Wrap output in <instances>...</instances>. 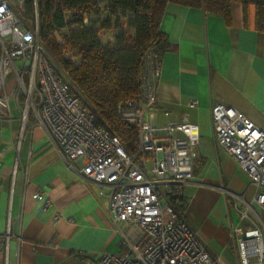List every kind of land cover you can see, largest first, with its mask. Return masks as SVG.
Masks as SVG:
<instances>
[{"label": "crops", "instance_id": "crops-1", "mask_svg": "<svg viewBox=\"0 0 264 264\" xmlns=\"http://www.w3.org/2000/svg\"><path fill=\"white\" fill-rule=\"evenodd\" d=\"M159 28L172 48L161 54L154 83L156 122L187 112L199 130V157L192 182L184 186L183 215L211 253L227 262L228 249L251 223L238 221L227 191L244 192L248 201L254 188L215 142L211 108L223 102L264 130V33L255 28L254 5L244 20L240 2L231 4L230 24L200 7L168 2ZM190 99L197 103L189 106ZM8 104L9 115L0 117V238L7 228L10 236L7 247L0 246V264H92L118 250L122 239L109 215V187L83 178L79 160L63 157L45 129L29 117L23 125L21 107L12 98ZM36 190L47 194L50 206L39 207L32 197ZM253 208L264 222V211ZM233 224L236 233L242 231L237 239L231 238Z\"/></svg>", "mask_w": 264, "mask_h": 264}, {"label": "built area", "instance_id": "built-area-1", "mask_svg": "<svg viewBox=\"0 0 264 264\" xmlns=\"http://www.w3.org/2000/svg\"><path fill=\"white\" fill-rule=\"evenodd\" d=\"M33 1L35 15L30 20L23 14V0H0V117L9 115L12 98L22 109L23 125L29 117L47 131L63 157L81 162L83 178L109 187L107 207L121 247L102 253L92 264H226L220 254L211 253L177 209L184 186L194 176L199 130L187 112L178 120L156 122L154 83L160 64L149 53L140 91L117 105L118 115L136 125V137L128 147L98 122L48 53L39 37L37 0ZM196 103V99L188 101L189 106ZM211 128L215 142L237 161L254 188L248 201L244 192L227 191L238 221L251 222L233 247L240 264H264V222L253 208L255 204L264 211V130L220 101L211 108ZM32 197L41 208L51 204L42 190ZM236 231L237 224L231 225V238ZM9 236L7 228L0 246L7 247Z\"/></svg>", "mask_w": 264, "mask_h": 264}, {"label": "trees", "instance_id": "trees-1", "mask_svg": "<svg viewBox=\"0 0 264 264\" xmlns=\"http://www.w3.org/2000/svg\"><path fill=\"white\" fill-rule=\"evenodd\" d=\"M110 9L125 17V29L104 38L100 28L85 23L87 11L98 0H37L39 37L57 66L63 69L75 89L87 101L100 124L130 146L136 125L122 119L117 105L140 91L143 67L151 53L160 64L161 54L172 48L160 28L168 2L200 7L231 23V4L240 2L244 20L249 4L255 7V28L264 33V0H106ZM23 14L34 19L33 0H23ZM87 19V18H86ZM101 28H110L109 19ZM103 30V29H102ZM106 41H103V40ZM72 53L67 56L66 53ZM76 57V59H73ZM183 213L184 197L177 204Z\"/></svg>", "mask_w": 264, "mask_h": 264}, {"label": "rangeland", "instance_id": "rangeland-1", "mask_svg": "<svg viewBox=\"0 0 264 264\" xmlns=\"http://www.w3.org/2000/svg\"><path fill=\"white\" fill-rule=\"evenodd\" d=\"M86 18L85 23L95 28H100L101 32H103L102 36L104 38H112L115 33L126 28L124 21L125 17L122 16L119 11L110 9L106 0H98V6L94 9H90L89 11H87ZM105 19H109L110 28H101V23ZM66 55L71 57L73 56L70 52H67ZM73 59H76V57H74ZM240 234H242L241 229H239V231L234 234L235 238L237 239L238 235ZM226 257L228 260L227 262L225 261L226 264H240L238 252L235 247L233 249L232 247L228 249V256L226 255Z\"/></svg>", "mask_w": 264, "mask_h": 264}, {"label": "snow or ice", "instance_id": "snow-or-ice-1", "mask_svg": "<svg viewBox=\"0 0 264 264\" xmlns=\"http://www.w3.org/2000/svg\"><path fill=\"white\" fill-rule=\"evenodd\" d=\"M0 11H2V9H0Z\"/></svg>", "mask_w": 264, "mask_h": 264}]
</instances>
